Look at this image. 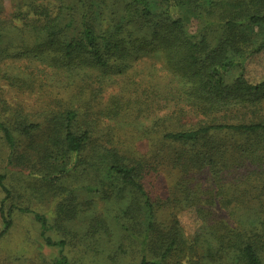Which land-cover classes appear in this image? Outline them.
Returning <instances> with one entry per match:
<instances>
[{
    "label": "rangeland",
    "instance_id": "1",
    "mask_svg": "<svg viewBox=\"0 0 264 264\" xmlns=\"http://www.w3.org/2000/svg\"><path fill=\"white\" fill-rule=\"evenodd\" d=\"M99 1V8L107 12L121 9V4L114 5L111 0ZM15 2L2 1L1 19H13ZM41 2L53 15L63 7L66 9L63 0ZM73 6L78 12L76 0ZM219 8L215 9L217 17L222 16ZM212 16L215 17V13ZM13 22L6 25L0 47L18 38L16 27L23 22L20 19H16L17 25ZM187 27L189 32L195 33L200 25L196 18H191ZM255 29L259 33L264 27ZM129 48L124 59L127 74L118 76L116 84L105 81L103 87L94 80L83 82V75L54 68L45 58L20 56L14 59L0 51V121L12 127L17 135L16 149L11 151L0 131V174L5 175V184L10 190L6 208L11 206L16 210L22 206L45 214L49 219V234L55 240L66 242L63 250L48 246L33 213L16 210L12 227L0 235V264H57L61 254L67 255L71 264H140L144 254L150 259L162 258L161 254L175 234L178 242L164 258V264H198L200 261L215 264L202 257L210 245L218 247L212 236L219 230L220 223L248 231L257 226L259 214L264 210V172L260 168L230 154L234 165L219 175H214L209 167L186 173L177 161L188 154L187 147L162 138L164 132L191 129L210 122V117L197 114L182 100L170 101L160 110L139 117L126 109L115 116L103 115L112 100L128 97L133 101L138 97L145 108L146 95L153 94L149 90L151 86L165 92H171L175 86L177 77L167 67L165 58L149 46ZM239 71L234 69L229 78ZM94 72L89 69L86 73L91 76ZM6 74L11 78L20 74L18 78L28 79L31 86L21 89L20 83L13 85L2 77ZM243 75L252 83L264 80V51L246 61ZM98 89H102L101 92ZM253 106L246 105L239 113L228 117L218 114L216 122L250 123L254 119ZM71 108L79 112L74 130H88L91 141L68 175L50 180L65 163L58 156L57 148L52 163L48 156L49 117ZM261 113L264 114L263 109ZM26 120L39 124L40 128L29 135L21 134L15 126ZM222 138L226 144L246 141V136L232 132L224 133ZM107 149L117 150L125 164L139 162L143 165L140 178L155 204L151 236H146L149 211L144 198L136 189L112 180L105 168L110 161ZM104 156L109 158L107 162ZM87 185L94 188L84 189ZM185 187L191 191V197L200 199L205 210L203 220L186 206ZM4 196L0 188V206ZM175 226H178L177 233L172 232ZM201 227L206 237L199 241L196 236ZM3 228L0 215V233Z\"/></svg>",
    "mask_w": 264,
    "mask_h": 264
},
{
    "label": "trees",
    "instance_id": "2",
    "mask_svg": "<svg viewBox=\"0 0 264 264\" xmlns=\"http://www.w3.org/2000/svg\"><path fill=\"white\" fill-rule=\"evenodd\" d=\"M63 1L66 2V9L63 7L53 15L41 0H16L12 7L13 19L0 18V41L5 39L7 24L14 20L13 24L17 25L16 19H20L23 25L16 27L18 38L0 47V51L14 59L20 56L45 58L54 68L83 75V82L94 80L103 87L105 81L116 84L118 76L127 74L128 66L124 59L130 52V46L143 49L149 46L150 50L165 58L167 67L177 77L176 80L174 78L173 90L165 92L151 86L149 90L153 94L146 95L145 108H142V100L138 97L133 101L128 97L115 99L109 102L111 106L103 115L115 116L126 109L139 117L160 110L170 101H185L197 114L211 118L210 122L191 129L167 131L162 136L166 142L187 147L188 154L177 161L186 173L209 167L214 175H219L234 165L232 157L247 160V163L256 165L264 172V114L261 113L264 110V80L252 83L243 75L246 61L264 51V30L258 33L255 29L264 27V0H158L155 3L152 0H111L114 5L121 4V9L109 12L99 8V0H76L78 12L73 6L74 0ZM217 6H220L221 17H217ZM3 9L0 6V12ZM175 9L183 14L180 15ZM191 18H196L200 25L195 33L187 29ZM104 23L107 25L104 26ZM143 28L147 30L143 31ZM89 69L95 70L91 76L86 73ZM234 69L240 71L230 79L229 74ZM19 75L11 78L6 74L2 77L13 85L20 83L21 89L29 88V80L18 78ZM246 105L249 108L255 105L252 122H216L218 114L228 117L231 113H239ZM78 116L79 112L71 108L49 117L48 156L52 163L57 148L60 150L58 156L65 163L50 180L68 175L91 141L88 130H74ZM15 127L21 134L29 135L40 125L26 120ZM0 131L11 151H14L17 145L14 129L0 121ZM227 132L244 135L246 141L226 144L222 141V135ZM106 151L110 161L107 162L109 158L106 155L103 157L107 162L105 168L112 180L136 189L144 198L149 211L146 236H151L155 225V204L140 178L143 165L139 162L125 164L117 150ZM0 188L5 193L0 206L4 223L0 235L6 234L12 227L14 211L31 212L40 224L45 243L64 249L66 242L55 240L49 234L50 224L45 214L22 206L16 210L11 206L6 208L10 190L3 174H0ZM83 188L92 190L94 187L87 185ZM185 195L186 206L203 220L205 210L200 199L191 197L188 187H185ZM203 228L196 236L199 241L206 237L205 231L201 232ZM252 229L238 230L220 223L219 230H215L212 236L218 247L210 245L202 258L215 264H264V210L259 214L257 226ZM172 232L177 233L178 226ZM176 235L172 236L161 254L162 258L150 259L148 254H144L140 264H164V258L178 242ZM56 263L71 264L65 254H61ZM197 263L201 264L202 261Z\"/></svg>",
    "mask_w": 264,
    "mask_h": 264
}]
</instances>
